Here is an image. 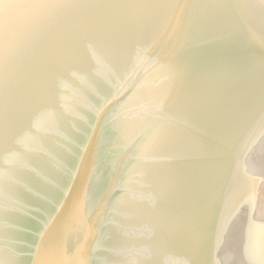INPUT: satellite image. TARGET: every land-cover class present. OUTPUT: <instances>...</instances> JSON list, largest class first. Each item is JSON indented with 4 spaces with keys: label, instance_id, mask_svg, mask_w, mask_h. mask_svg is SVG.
<instances>
[{
    "label": "water",
    "instance_id": "95a60500",
    "mask_svg": "<svg viewBox=\"0 0 264 264\" xmlns=\"http://www.w3.org/2000/svg\"><path fill=\"white\" fill-rule=\"evenodd\" d=\"M0 264H264V0H0Z\"/></svg>",
    "mask_w": 264,
    "mask_h": 264
},
{
    "label": "clouds",
    "instance_id": "9594fccd",
    "mask_svg": "<svg viewBox=\"0 0 264 264\" xmlns=\"http://www.w3.org/2000/svg\"><path fill=\"white\" fill-rule=\"evenodd\" d=\"M29 13L21 11L15 14L16 20L17 22L23 23L27 17H28Z\"/></svg>",
    "mask_w": 264,
    "mask_h": 264
}]
</instances>
